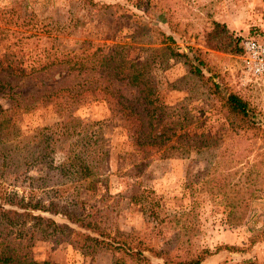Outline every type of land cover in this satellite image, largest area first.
I'll return each instance as SVG.
<instances>
[{"label":"rangeland","instance_id":"374dc122","mask_svg":"<svg viewBox=\"0 0 264 264\" xmlns=\"http://www.w3.org/2000/svg\"><path fill=\"white\" fill-rule=\"evenodd\" d=\"M11 1L0 0V9ZM92 1L82 5L77 0H22L23 13L30 18L22 21L25 26L13 28H18L17 47H21L24 60L42 56V48L53 42L46 34L63 26L64 35L54 42L59 50L83 48L89 52L99 45H116L125 58L149 62L168 119L196 135L203 132L209 148L165 158L158 157L155 148L137 151L119 120L111 116L107 103L85 95L70 111L81 121L77 134L90 139L84 154L97 173L94 191L85 190L77 179L69 177L70 169L61 171L69 141L57 152L52 143H42L46 146L34 154V160L10 166L8 158L26 154L27 144L40 141L31 140V136L52 126L58 114L53 101L35 93L28 78L7 77L11 85L6 87L7 94L20 92L16 98L21 106L10 107V100L0 91V106L8 109L9 122L14 125L7 135L16 141L10 147L13 152L4 154L7 141L0 138V187L43 206L53 203L70 212L94 210L111 236L131 246L137 243L151 264L160 259L149 255V247L184 258L201 249L214 251L218 245L237 249H220L203 264H264V83L243 80L239 55L211 49L204 40L213 20L224 23L240 38L264 36V0ZM155 27L172 36L175 50L187 54L194 64L196 59L202 62L204 79L213 77L221 91H232L245 100L259 129L238 130L233 116L225 119L218 111L219 102L208 93V83L190 74L182 58L171 57L166 44L150 37L149 30ZM39 30L42 35H36ZM20 52L16 53L18 59ZM91 122L94 124L89 125ZM222 183L228 198L218 191ZM144 194L153 198L158 222L144 214L141 203L146 201L138 197ZM233 200L245 207L239 223L231 218L238 211L228 214L227 205ZM34 213L88 233L60 213ZM70 236L74 235L32 240L26 252L54 264H111V251L87 252L75 246ZM123 264L144 263L124 258Z\"/></svg>","mask_w":264,"mask_h":264},{"label":"trees","instance_id":"16d2710c","mask_svg":"<svg viewBox=\"0 0 264 264\" xmlns=\"http://www.w3.org/2000/svg\"><path fill=\"white\" fill-rule=\"evenodd\" d=\"M21 1L12 0L8 6L0 9V91L4 92L10 100V107H20L21 104L16 98L20 92L7 94L6 87L10 88L11 85L6 78L14 76L28 78L35 93L50 102L53 101L58 121L50 127L36 130L31 140L38 138L40 141L30 146L27 144L26 154H16L13 160H11L12 157L8 158L10 166L15 163L20 165L24 162H31L35 159L34 154L43 151L42 149L50 143L53 144L54 152L60 151L62 145L69 141V149L62 158L60 169L64 173L70 169L69 177L77 179L78 185H82L85 190L94 191L93 181L97 173L91 168L86 159L87 155L84 154L89 148L90 139L87 135L82 138L77 134L76 128L80 126L81 121L72 113V110L70 111L72 106L82 102L85 95L100 97L107 103L111 116L119 120L120 125L126 131L128 142L137 151L143 149L147 152L155 148L154 151L158 152V157L165 158L182 157L192 151L199 152L209 148L208 140L203 132L200 131L196 135L192 130L168 119L167 106L162 102L157 83L151 74L149 62L145 59L139 61L125 58L122 50L116 45H99L89 52H85L83 48L76 51L59 50L54 42L64 35L65 26H63L61 30L46 34V37L53 42L49 48H42V56L31 62L24 60V54L20 52L21 47H17L18 28H13V26H25L22 21L24 18H30L23 13ZM77 3L85 5L94 2L77 0ZM211 23V28L205 33L206 45L217 51L240 55L242 52L239 45L241 38L235 36L224 23L214 20ZM39 31L35 32L36 35H42V30ZM149 35L154 41L156 40V43L166 44L165 48L169 49V55L175 60L182 58L190 74L204 84L208 83V93L219 102L218 111L225 119L229 115L233 116L236 119L235 128L238 130L242 128L245 130L259 129V125L255 122V114L245 100L232 91H221L220 85L212 79L213 77L203 78L200 68L202 62L199 59H196L194 64L187 54L175 50L173 45L171 46L174 44L172 36L165 34L160 28L150 29ZM17 52H20L19 59ZM30 105L33 103L31 102ZM12 124L9 122L8 109L0 106V138L7 141V150L4 154L12 153L10 147L16 142L15 138L7 135L8 128H14ZM93 124L94 122L89 123V125ZM100 151L103 153L102 150ZM43 155L45 154L41 156ZM2 162L1 160L0 164ZM206 183L207 180L202 182L204 185ZM224 186L225 183H222L218 191L228 198V192L224 190ZM144 192L147 193V191ZM138 197L146 201L144 204L141 203L146 217L158 222V212L154 208L153 198L145 194ZM131 199L138 201L135 197ZM227 206L229 215L234 209L238 211L231 215V218L235 220V223H239L242 217L241 212L245 207L238 205L235 200L230 201ZM34 211L60 213L68 221L76 223L88 233L75 231L66 224L57 223ZM98 219L99 216L94 210L70 212L53 203L43 206L37 201L33 202L31 198L24 200L23 197L6 192L0 187V264H54L47 259L37 260L30 257L26 252V245L32 240H46L69 233L74 235L70 236V240L80 249L87 252L111 251L113 254L111 264H123L124 258L151 264L148 257L137 248V243L134 244L136 246H131L126 240L111 236ZM220 249L236 250L237 248L218 245L214 251L201 249L184 258L169 255L161 249L156 250L152 247L147 248V251L151 257L160 259V262L154 264H203L207 256ZM245 263L246 261H240L237 264Z\"/></svg>","mask_w":264,"mask_h":264},{"label":"built area","instance_id":"2783aa9c","mask_svg":"<svg viewBox=\"0 0 264 264\" xmlns=\"http://www.w3.org/2000/svg\"><path fill=\"white\" fill-rule=\"evenodd\" d=\"M239 55L243 80H260L264 83V36L252 35L240 39Z\"/></svg>","mask_w":264,"mask_h":264}]
</instances>
